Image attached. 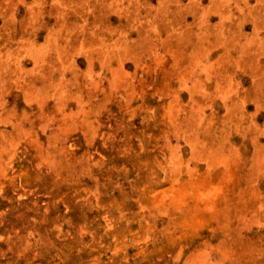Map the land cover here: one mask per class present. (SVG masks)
I'll return each mask as SVG.
<instances>
[{
  "label": "rangeland",
  "instance_id": "1",
  "mask_svg": "<svg viewBox=\"0 0 264 264\" xmlns=\"http://www.w3.org/2000/svg\"><path fill=\"white\" fill-rule=\"evenodd\" d=\"M0 264H264V0H0Z\"/></svg>",
  "mask_w": 264,
  "mask_h": 264
}]
</instances>
